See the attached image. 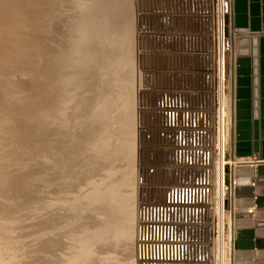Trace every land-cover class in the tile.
<instances>
[{"label": "bare ground", "instance_id": "1", "mask_svg": "<svg viewBox=\"0 0 264 264\" xmlns=\"http://www.w3.org/2000/svg\"><path fill=\"white\" fill-rule=\"evenodd\" d=\"M119 2L0 0V264H19L22 240L15 234L31 213L42 220L36 240L44 234L43 248L54 254L62 245L64 225L52 210L61 214L71 204L79 213L75 210L82 201L107 217L82 240L83 257L98 242L110 246L131 235L124 225L131 215L122 193L127 179L118 178V162H131L134 133L127 127L135 115L126 107L132 103L130 87L115 81L122 58L127 59L112 21ZM76 5L84 10L66 11ZM221 90L222 101L223 85ZM112 119L117 127L111 130ZM223 156L214 194L221 217L228 200L221 186Z\"/></svg>", "mask_w": 264, "mask_h": 264}, {"label": "rangeland", "instance_id": "2", "mask_svg": "<svg viewBox=\"0 0 264 264\" xmlns=\"http://www.w3.org/2000/svg\"><path fill=\"white\" fill-rule=\"evenodd\" d=\"M119 1L120 11L114 14L112 21L116 22L115 31L119 29L122 35L119 41L125 45L120 49H123L121 55L127 59L122 58V71L115 77V81L120 80L121 85L127 84L130 87L132 103L125 105L135 115L130 116L127 127L134 133L132 164L127 159L118 162L121 171L118 178L127 179L122 186V193L123 200L124 197L129 199L131 215L126 217L127 223L124 225L132 224L131 235L118 237L110 246H101L100 243L105 242H98L92 252L83 257L82 240L94 233L95 227L100 225L98 221L105 224L107 217L95 206L88 208L83 201L78 203V209L75 210L79 213H75L69 204L63 207L61 214L58 209L52 210L60 215L59 220L64 226H60V249L49 254L43 248L47 237L42 234L39 241L35 238V230L40 225L38 221L42 220L39 215L31 213L22 221L15 234L22 240L19 264H140V225L149 218L153 207L164 200L167 188L176 182L172 173V131L163 127L161 105L165 94L171 95L183 90L185 85L194 89V92L185 93L187 98L190 99L192 94L196 98L207 96V93H203L205 90L200 77L202 66L195 56L196 51L205 50L206 36L205 32L196 35L195 28H189L195 25L194 18H188V10L194 11L204 0H192L190 4L188 0ZM80 10H84L83 5L73 6L66 11L72 13ZM69 19L72 22L74 17L70 15ZM232 101L233 95L227 88L225 110L228 120L233 111ZM210 105L209 111L212 112L213 107ZM118 113L116 105L112 115L117 116ZM116 123L112 119L111 130L117 127ZM231 166L238 169L239 163ZM38 203L40 207L44 205L40 199ZM43 214L45 216V212ZM76 237H79L77 241L81 244L74 243ZM220 250L218 244H212L211 264H232L230 258L221 262Z\"/></svg>", "mask_w": 264, "mask_h": 264}, {"label": "built area", "instance_id": "3", "mask_svg": "<svg viewBox=\"0 0 264 264\" xmlns=\"http://www.w3.org/2000/svg\"><path fill=\"white\" fill-rule=\"evenodd\" d=\"M205 4V15L211 26L205 30V50L196 51L195 56L202 66L200 77L207 96L196 98L192 94L187 98L185 93L194 89L186 85L183 90L163 96L161 119L163 127L172 131V173L176 182L167 188L164 200L153 207L149 218L140 225V264H211L212 244L220 246L223 256L234 246V231L226 223V205H232L236 198L238 170L231 165L238 162L231 144L233 116L228 120L223 115L226 113L227 55L232 51L233 0H212L211 3L204 0L203 7ZM222 53H228L224 61ZM222 85L224 100L221 101ZM222 130L226 134L224 140ZM222 152L221 186L228 200L221 217L213 201V188ZM222 223L224 241L220 245Z\"/></svg>", "mask_w": 264, "mask_h": 264}, {"label": "water", "instance_id": "4", "mask_svg": "<svg viewBox=\"0 0 264 264\" xmlns=\"http://www.w3.org/2000/svg\"><path fill=\"white\" fill-rule=\"evenodd\" d=\"M233 3V27L240 36L235 41V157L264 160V0ZM234 247L252 249V232L235 233Z\"/></svg>", "mask_w": 264, "mask_h": 264}, {"label": "crops", "instance_id": "5", "mask_svg": "<svg viewBox=\"0 0 264 264\" xmlns=\"http://www.w3.org/2000/svg\"><path fill=\"white\" fill-rule=\"evenodd\" d=\"M191 1L192 0H188L189 4ZM208 1L211 3L212 0ZM205 14L206 4L205 7H203L202 4L199 5L194 11L188 10L189 20L194 18L195 22V25L189 26V28L192 29V27H194L196 35L200 32H205V30L208 31L211 26L210 20ZM233 16L234 3L232 6V24L230 32L232 51L227 58V88L228 91L229 89L231 90L233 95L232 116L235 110L234 94L236 89L235 41L240 37L239 34L234 31ZM234 132L235 125L233 120L231 138L233 152H235ZM234 159L239 163L237 169L239 186L236 192V198L232 200V205L228 210L226 223L228 225L229 223L231 224L234 234L242 233L243 231H251L253 248L237 250L234 246H231V248L225 252L223 260L225 258H230L232 264H264V160H258L259 156L257 158L248 157L242 159H237L234 156ZM129 226L133 228L131 223Z\"/></svg>", "mask_w": 264, "mask_h": 264}, {"label": "flooded vegetation", "instance_id": "6", "mask_svg": "<svg viewBox=\"0 0 264 264\" xmlns=\"http://www.w3.org/2000/svg\"><path fill=\"white\" fill-rule=\"evenodd\" d=\"M244 53H245V55H246L247 51H245ZM234 99H235V98H234Z\"/></svg>", "mask_w": 264, "mask_h": 264}]
</instances>
